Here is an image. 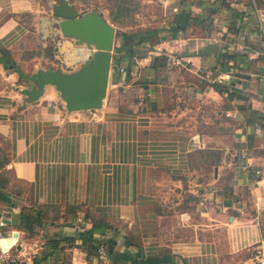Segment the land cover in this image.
<instances>
[{"label": "crops", "instance_id": "crops-1", "mask_svg": "<svg viewBox=\"0 0 264 264\" xmlns=\"http://www.w3.org/2000/svg\"><path fill=\"white\" fill-rule=\"evenodd\" d=\"M50 14L39 0H0V221L2 241H14L0 250L20 264H88L90 215L116 230L93 233L91 264L126 251L161 264H244L264 240V44L254 19L238 20L231 36L222 16L216 35L236 40L223 41L227 65L202 50L207 39L195 25L155 46L153 56L159 49L185 61L171 76L151 59L118 62L113 52L101 108L69 113L53 86L30 101L22 90L31 85L11 68L26 63L19 51L29 36L52 35ZM88 55L59 59L55 69L74 72ZM231 66L225 84L210 83ZM33 212L37 221L27 219Z\"/></svg>", "mask_w": 264, "mask_h": 264}, {"label": "rangeland", "instance_id": "rangeland-1", "mask_svg": "<svg viewBox=\"0 0 264 264\" xmlns=\"http://www.w3.org/2000/svg\"><path fill=\"white\" fill-rule=\"evenodd\" d=\"M40 4L46 9V11L51 12V4H47L48 1H52L53 3H57V0H39ZM87 0H67V2L73 6L74 10L79 14L82 15L86 12H89L91 10L95 9V6L98 7L97 12L102 17V19L107 22L110 26H112L116 32H125V33H131V34H138L139 32H143L145 30H153L156 28H165L162 33H160V37L163 38V40L170 41V33L167 30V26L169 24V20L178 13L180 10H185L187 12H190L193 18H196L198 21H202L203 27L200 28L201 32H197V36L204 37L205 42L203 49H206L209 53V56H213V58H217V55L219 54H225L229 51H227V47L224 44L223 41L231 40L234 43H236V40L233 38L225 37L221 40V37L219 35H216V33L220 32L221 26L224 25V17L226 18V21L228 20L230 16V12L227 11L226 6L228 5L229 8H233L235 10H238V12L242 11L245 13H252L253 8H258L256 6L255 0H120V3H127L124 5V8H126L124 11H120L116 7H112L109 3L111 0H88V4L90 7H86L84 5V2ZM264 1V0H263ZM252 3V6L250 5ZM50 6V8H49ZM213 10L219 11V15L217 16L218 19V26L214 27L212 33H209V25L208 21L212 19L213 13L211 12ZM256 10V9H255ZM223 14V15H220ZM51 19L53 21L52 24V35L49 37L44 38V40H36L35 38L29 36V40L27 42V47L22 49V51H19V62H26L23 63V66L26 68H22L23 66H20V64H17V67L20 68L23 74L30 75L33 69V65H37L38 68H56L59 64V59L66 58L70 60L71 62H76L78 60H81L85 58L88 55V51H84L80 48V51L77 53L75 52V46H73L71 43L69 45V49L64 50L62 47H60L61 43L64 42H71L70 39H65L61 36V34L58 31V27L55 23V20L53 19V15L50 14ZM224 16V17H222ZM253 15H251L252 17ZM117 17L118 22H113L112 18ZM221 18V19H220ZM42 31L45 34L46 28L45 25L42 23ZM221 25V26H220ZM220 26V27H219ZM197 27V25H195ZM199 28V27H198ZM209 28V29H208ZM40 34L39 36L43 35ZM191 34L187 32L185 34V37H189ZM196 35V34H195ZM135 37L130 38V43H132V50L133 55L136 58V60L140 59H151L157 51H155L156 47L150 48L148 46H133L136 42ZM116 41V40H115ZM222 41V42H221ZM118 43L116 41L115 46H117ZM237 47L234 46V48ZM168 50H170V47H167ZM131 49V48H130ZM158 52L161 54V51L157 49ZM66 52V53H65ZM72 52V53H71ZM114 52V51H113ZM67 53L69 56H67ZM71 53V54H70ZM153 54V55H152ZM171 56H176L178 58L179 55L177 53H170ZM196 54V53H195ZM169 57V56H168ZM165 64L163 67H158L159 73L171 76L174 75L178 70L171 69L170 71L166 69V63H167V56L165 57ZM34 59V60H32ZM222 61V60H221ZM223 63V61H222ZM149 64V63H148ZM183 64L185 65V61H183ZM227 65V64H226ZM28 70V72H25L24 70ZM184 71V68L181 69ZM68 71L72 72L71 68H68ZM126 71V68H125ZM214 77L210 79V83L214 84ZM19 83H24V81L20 78Z\"/></svg>", "mask_w": 264, "mask_h": 264}, {"label": "water", "instance_id": "water-1", "mask_svg": "<svg viewBox=\"0 0 264 264\" xmlns=\"http://www.w3.org/2000/svg\"><path fill=\"white\" fill-rule=\"evenodd\" d=\"M57 1L51 5V14L58 31L63 38L73 40L74 46L91 49L86 60L76 71L67 73L60 68H47L26 75L15 64L11 68L14 67L19 78L31 85L22 90L30 101L40 98L45 86H53L67 112L97 110L107 93L115 30L96 9L79 15L67 0Z\"/></svg>", "mask_w": 264, "mask_h": 264}, {"label": "trees", "instance_id": "trees-1", "mask_svg": "<svg viewBox=\"0 0 264 264\" xmlns=\"http://www.w3.org/2000/svg\"><path fill=\"white\" fill-rule=\"evenodd\" d=\"M88 1V0H87ZM84 2V5L86 7H90V5L88 4V2ZM111 4L112 7H116L117 9H119L120 11H124L126 8H124V5H126L127 3L123 2L120 3V0H111L109 2ZM256 6L258 8H253V12L252 13H245V12H238V10H235L233 8H229V6H226L227 11L230 12V16L228 18V23H227V33L231 36H235L237 35V32L240 28V26H236V23L238 20H243L245 17H251L254 19V26H253V31L256 33V35H261L260 32V28L258 23L256 22V14H255V9L258 11H261L264 13V1L263 0H255ZM252 6V3L250 4ZM95 9L98 10V7L95 6ZM127 10V9H126ZM213 13L216 14L217 10H213L211 12V14ZM113 22H118V18L117 17H113L112 18ZM203 21V20H202ZM202 21H198L196 18H193L192 15L190 14V12H187L185 10H180L178 13H176L171 20H169V24L167 26V30L170 33V39L175 40L180 34L185 33L187 31V28L190 25H197L199 28H202L203 23ZM165 28H156L153 30H145L143 32H139L138 34H131V33H125V32H116L115 33V40L117 41L118 45L115 46L116 41L114 40V60L120 62L123 58L128 59L131 58V56L133 55V50H132V43H130V38L131 37H135L137 40L134 43L133 46L137 45H143V46H148L150 48H153L156 45H159L163 38L160 37V33H162ZM209 29V28H208ZM209 33H212V31H209ZM222 38V35L220 36ZM224 37V36H223ZM260 37V38H261ZM261 40L263 41L264 44V39L263 37L261 38ZM131 48V49H130ZM0 55L1 57H5L6 56V51L4 50H0ZM166 55L165 52H162L160 55L158 56H153L151 58V63H150V67L153 70H156L158 67H163L165 64V60H166ZM220 59L223 61L224 64H226L229 60H231V57L225 55V54H221L220 55ZM221 61V62H222ZM9 62L5 63L4 66L8 67L9 66ZM214 88L220 93L223 90H221L220 88H218L217 86H214ZM262 125H264V120H262L260 122ZM247 124H250L249 122H247ZM30 214V213H28ZM91 219L92 222V227L89 233L90 237H89V241L91 242V250L87 256V262L88 264H91V259L90 257L92 256H96V250H97V245L93 242L92 239V235L95 231L100 230V229H110L112 232H115V228L113 226H109L105 221L103 220H99V219H94L92 216H88ZM28 218H34L35 221H37V216L33 214H31L30 216H27ZM131 238V237H130ZM70 239H68L67 241H69ZM114 241L113 239H111V242L108 244L109 245V250L111 251L113 246H114ZM127 246H135V244L131 241H127ZM111 264H161L160 260L156 257H148V258H142L139 255H132L129 252H123L120 253L116 256V258H112L111 259Z\"/></svg>", "mask_w": 264, "mask_h": 264}, {"label": "built area", "instance_id": "built-area-1", "mask_svg": "<svg viewBox=\"0 0 264 264\" xmlns=\"http://www.w3.org/2000/svg\"><path fill=\"white\" fill-rule=\"evenodd\" d=\"M255 14L259 23L261 35L264 39V29L262 27V18H264V13L255 10ZM241 39H245L244 36H242ZM182 65L184 64L181 58L171 55L167 57V63H166L167 70L170 71L171 69L173 70L174 68L182 67ZM119 72L123 73L124 70L122 68H119ZM235 73H236V68L231 66L230 68L227 69L226 72L219 73L214 78L213 83L217 85H223ZM147 96H149V94H147ZM5 226H6L5 222L0 221V241H2L7 236V232L5 231ZM0 264H20V256L18 254L17 255L14 254L10 249H4V250L2 249L0 250ZM244 264H264V240L255 246L252 254L245 260Z\"/></svg>", "mask_w": 264, "mask_h": 264}, {"label": "clouds", "instance_id": "clouds-1", "mask_svg": "<svg viewBox=\"0 0 264 264\" xmlns=\"http://www.w3.org/2000/svg\"><path fill=\"white\" fill-rule=\"evenodd\" d=\"M11 243H14V241H11V240L0 241V244H3V246H4L5 248H7L8 245L11 244Z\"/></svg>", "mask_w": 264, "mask_h": 264}]
</instances>
